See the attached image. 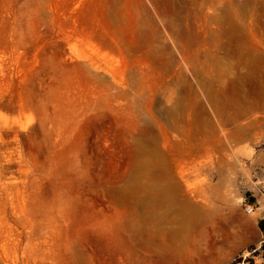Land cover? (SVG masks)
I'll return each mask as SVG.
<instances>
[{
    "label": "rangeland",
    "instance_id": "374dc122",
    "mask_svg": "<svg viewBox=\"0 0 264 264\" xmlns=\"http://www.w3.org/2000/svg\"><path fill=\"white\" fill-rule=\"evenodd\" d=\"M261 183L264 0H0V264H264Z\"/></svg>",
    "mask_w": 264,
    "mask_h": 264
},
{
    "label": "built area",
    "instance_id": "2783aa9c",
    "mask_svg": "<svg viewBox=\"0 0 264 264\" xmlns=\"http://www.w3.org/2000/svg\"><path fill=\"white\" fill-rule=\"evenodd\" d=\"M259 193L264 198V185L263 183L259 184ZM244 211L249 214L253 211V206L251 204H244Z\"/></svg>",
    "mask_w": 264,
    "mask_h": 264
},
{
    "label": "trees",
    "instance_id": "16d2710c",
    "mask_svg": "<svg viewBox=\"0 0 264 264\" xmlns=\"http://www.w3.org/2000/svg\"><path fill=\"white\" fill-rule=\"evenodd\" d=\"M259 227H260L261 229H264V227L262 226V222H259Z\"/></svg>",
    "mask_w": 264,
    "mask_h": 264
}]
</instances>
